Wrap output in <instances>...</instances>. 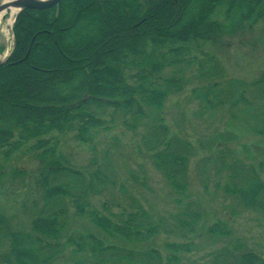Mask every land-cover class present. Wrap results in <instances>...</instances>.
I'll return each mask as SVG.
<instances>
[{
	"label": "trees",
	"instance_id": "obj_1",
	"mask_svg": "<svg viewBox=\"0 0 264 264\" xmlns=\"http://www.w3.org/2000/svg\"><path fill=\"white\" fill-rule=\"evenodd\" d=\"M263 19L264 0H61L49 9H23L0 67V153L9 160L33 152L38 198L28 228L0 213V264H54L70 254L71 264H181L193 242H164V254L156 244L164 225L124 182L123 201L96 205L119 180L109 151L98 157L97 139L119 119L132 130L143 126L136 146L180 208L174 225L195 233L204 212L189 193L190 163L199 151L172 131L163 108L195 77L191 97L199 114L228 107L264 138V71L252 80L228 77L222 59L205 49L222 47ZM70 132L91 149L88 165H75L60 149L59 135ZM236 139L231 132L209 138L203 146L212 151L200 166L213 163L222 177L217 187L264 212V159L241 156L232 146ZM27 174L11 171L14 178ZM76 219L88 226L77 229ZM207 231L231 234L222 219ZM211 255L209 264H264V254L243 243Z\"/></svg>",
	"mask_w": 264,
	"mask_h": 264
},
{
	"label": "rangeland",
	"instance_id": "obj_2",
	"mask_svg": "<svg viewBox=\"0 0 264 264\" xmlns=\"http://www.w3.org/2000/svg\"><path fill=\"white\" fill-rule=\"evenodd\" d=\"M16 13L9 10L5 17L0 19V48L3 57L7 56L14 44L13 25ZM84 32V30H81ZM209 52L216 53L227 68L228 77H239L252 80L264 71V19L252 30L238 33L225 40V44L205 47ZM188 70L187 75L192 76ZM194 77L192 83L180 94L171 96L164 108L163 115L172 131L179 132L190 139L198 148V155L190 163L191 198L197 199L203 208L204 216L196 232L184 235L174 225L172 214L179 211V206L174 202L169 193V187L163 175L153 166L149 156L139 151L136 144L140 139L143 126L136 130L126 127L122 119L117 120L111 131L105 132L97 139L98 157L109 151L112 165L118 173V183L108 189L107 193L96 200L108 199L110 203L123 201L124 194L121 182L129 190H135L137 196L164 225V229L156 240L157 246L163 250L164 242L192 241L193 250L182 254L181 264H209L212 253L219 249L232 247L243 243L250 249L264 254V212L258 209L245 208L235 197L226 195L217 187L221 181V174L213 163L200 166L202 157L211 153L212 149L203 146L209 138L221 132H231L237 136L232 146L243 157H253L256 160L264 159V138L255 135L246 124L233 117V111L228 107H219L214 111L199 114L197 101L191 97V89L197 85ZM235 112V111H234ZM60 149H62L77 166L88 165L92 151L78 141L74 133L59 135ZM256 142V143H255ZM250 144L248 150L242 148ZM253 145V146H252ZM259 145L262 148H259ZM252 146V147H251ZM263 149V150H261ZM255 160V161H256ZM38 161L31 151H19L9 160L0 153V171H4V179L0 182V213L10 216L16 228H28L32 218L33 200L38 198L34 187L35 170ZM13 168L27 171L25 179L14 178L11 175ZM224 177V176H223ZM203 180H207L208 189L204 187ZM222 182L224 180L222 179ZM115 210L118 207H114ZM216 219L228 223L230 235L210 234L207 227ZM74 226L82 229L88 226L85 219H76ZM186 236V237H185ZM73 254L59 259L54 264H71Z\"/></svg>",
	"mask_w": 264,
	"mask_h": 264
},
{
	"label": "water",
	"instance_id": "obj_3",
	"mask_svg": "<svg viewBox=\"0 0 264 264\" xmlns=\"http://www.w3.org/2000/svg\"><path fill=\"white\" fill-rule=\"evenodd\" d=\"M61 0H0V19L12 9H16V16L23 9L43 10L56 6ZM16 19V17H15ZM7 57H3L0 50V67L6 62Z\"/></svg>",
	"mask_w": 264,
	"mask_h": 264
},
{
	"label": "bare ground",
	"instance_id": "obj_4",
	"mask_svg": "<svg viewBox=\"0 0 264 264\" xmlns=\"http://www.w3.org/2000/svg\"><path fill=\"white\" fill-rule=\"evenodd\" d=\"M13 13H15L17 10L16 9H12Z\"/></svg>",
	"mask_w": 264,
	"mask_h": 264
},
{
	"label": "flooded vegetation",
	"instance_id": "obj_5",
	"mask_svg": "<svg viewBox=\"0 0 264 264\" xmlns=\"http://www.w3.org/2000/svg\"><path fill=\"white\" fill-rule=\"evenodd\" d=\"M9 54H10V52H9ZM9 54H8V55H9Z\"/></svg>",
	"mask_w": 264,
	"mask_h": 264
}]
</instances>
